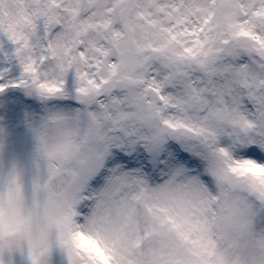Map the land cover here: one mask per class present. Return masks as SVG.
Wrapping results in <instances>:
<instances>
[{
    "label": "clouds",
    "instance_id": "1",
    "mask_svg": "<svg viewBox=\"0 0 264 264\" xmlns=\"http://www.w3.org/2000/svg\"><path fill=\"white\" fill-rule=\"evenodd\" d=\"M0 127L53 264H264V0H0Z\"/></svg>",
    "mask_w": 264,
    "mask_h": 264
},
{
    "label": "snow or ice",
    "instance_id": "2",
    "mask_svg": "<svg viewBox=\"0 0 264 264\" xmlns=\"http://www.w3.org/2000/svg\"><path fill=\"white\" fill-rule=\"evenodd\" d=\"M29 130L38 141L37 152L43 150L48 156L66 153L65 145L49 146L43 131ZM11 135L8 128L0 127V264H53V233L63 245L65 233L70 230L71 215L68 211L60 210L56 194L48 183L41 184L38 175H34L32 181L33 207H26L24 160L20 154L9 151ZM241 166L253 172H259L261 168L250 162ZM179 170H182V166ZM54 174L52 171L49 179ZM260 185L264 186V180L260 181ZM253 188H256L255 184ZM258 190L261 198H264V187ZM41 194L44 197L42 203L38 199ZM180 235L187 239L183 233ZM167 264L183 262L175 259Z\"/></svg>",
    "mask_w": 264,
    "mask_h": 264
}]
</instances>
